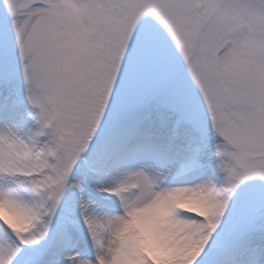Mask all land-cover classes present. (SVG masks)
<instances>
[{"label":"snow or ice","instance_id":"1","mask_svg":"<svg viewBox=\"0 0 264 264\" xmlns=\"http://www.w3.org/2000/svg\"><path fill=\"white\" fill-rule=\"evenodd\" d=\"M0 264H264V0H0Z\"/></svg>","mask_w":264,"mask_h":264}]
</instances>
